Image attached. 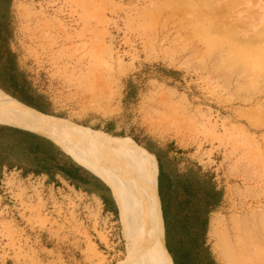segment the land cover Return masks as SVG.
Wrapping results in <instances>:
<instances>
[{
    "label": "rangeland",
    "instance_id": "rangeland-1",
    "mask_svg": "<svg viewBox=\"0 0 264 264\" xmlns=\"http://www.w3.org/2000/svg\"><path fill=\"white\" fill-rule=\"evenodd\" d=\"M12 28L19 65L61 115L47 117L87 129L77 141L62 132L61 145L105 167L122 156L97 147L104 135L169 146L222 190L206 233L217 264L213 216L245 264H264L251 257L264 224V0H12ZM0 180L16 214L0 212V264L125 261L119 214L100 215L97 199L90 209L16 168Z\"/></svg>",
    "mask_w": 264,
    "mask_h": 264
},
{
    "label": "bare ground",
    "instance_id": "bare-ground-1",
    "mask_svg": "<svg viewBox=\"0 0 264 264\" xmlns=\"http://www.w3.org/2000/svg\"><path fill=\"white\" fill-rule=\"evenodd\" d=\"M0 121L33 129L63 142L67 141L62 140L64 139L61 137L62 132L69 130L71 137L77 141L84 137L83 132L87 130L42 115L9 97L1 90ZM104 136L103 140L99 137L103 144L95 145L104 148L102 151L107 150L121 155L122 160L117 167L110 166V162V165L102 166L95 158L89 156L90 154L83 153L84 149L76 144L74 148L70 145L71 143H67L65 146L79 164L101 178L111 189L118 207V214L122 223L121 230L125 241V261L120 264H161L165 248L161 212L152 179L151 156L146 149L134 142L123 143L119 140H104ZM97 150L99 149L97 148ZM111 159L113 158L111 157ZM229 222L232 224V228L236 230V223L238 224L236 218L232 217ZM224 223L223 219L218 216H213L210 219L208 235L214 239L213 248L219 252L226 264H245L247 251L241 250L237 236V246H233L230 236L223 230ZM258 231L257 237L252 242L254 251L250 252L253 259L257 258L264 261V254L262 253L264 252V224Z\"/></svg>",
    "mask_w": 264,
    "mask_h": 264
},
{
    "label": "trees",
    "instance_id": "trees-1",
    "mask_svg": "<svg viewBox=\"0 0 264 264\" xmlns=\"http://www.w3.org/2000/svg\"><path fill=\"white\" fill-rule=\"evenodd\" d=\"M11 65L6 66L5 79L16 92L9 94L44 112L47 102L43 95H33L23 77L24 73L27 76L26 72H14ZM11 125L13 124L0 122V130L17 132L18 138L24 142L36 135L29 131L30 129ZM106 132H109V127ZM153 143L149 140L141 146L151 154L153 160V176L162 217L163 245L167 252V262L217 264L206 244L205 233L208 228V213L219 201L222 190L215 189L212 175L203 171L195 162L188 161L178 166L177 157L169 155V146L160 145L154 149Z\"/></svg>",
    "mask_w": 264,
    "mask_h": 264
},
{
    "label": "crops",
    "instance_id": "crops-1",
    "mask_svg": "<svg viewBox=\"0 0 264 264\" xmlns=\"http://www.w3.org/2000/svg\"><path fill=\"white\" fill-rule=\"evenodd\" d=\"M12 38V0H0V90L9 97L15 99L26 107L41 113L42 115L61 118V115L56 112L50 98L37 90L25 73L23 74V77L32 89V94L43 95L44 100L47 102V104L44 105L45 111L41 112L36 110L9 94L13 92L15 93L16 90L13 86L6 82V66L12 64L11 66L14 68V72H26L19 65L17 55L12 49ZM11 126H15V124ZM108 126V123H105L101 129L106 132V128ZM15 127H18V125ZM19 128L22 127L19 126ZM23 129H25V127H23ZM26 130H29V128ZM29 131L35 133L36 135L32 136V139L27 142H24L18 138L19 136L17 132L0 130V171L3 169L16 168L24 175L37 176V178H39L47 187H56L65 191L80 193L87 198H95L101 203L103 211L108 212L112 216L118 215V207L112 195L111 189L101 178L79 164L74 157L70 155L71 153L68 152L66 148L56 139L35 130L33 131V129H30ZM56 142L61 145L67 154ZM153 144L152 148L154 149L157 146H160L156 142ZM212 180L214 181L213 178ZM215 189H221L216 182ZM222 198L223 193H221V197L213 209L221 203Z\"/></svg>",
    "mask_w": 264,
    "mask_h": 264
},
{
    "label": "built area",
    "instance_id": "built-area-1",
    "mask_svg": "<svg viewBox=\"0 0 264 264\" xmlns=\"http://www.w3.org/2000/svg\"><path fill=\"white\" fill-rule=\"evenodd\" d=\"M34 180H40L39 178H37V176H33ZM41 181V180H40ZM42 183V181H41ZM43 184V183H42ZM68 195L70 196V198H72V196L76 197V199H78V197L81 198H85L83 201L85 204V206H87L90 209H93L94 207V198H87L84 195L80 194V193H76L73 191H68ZM2 204V205H1ZM15 202L14 199H12L11 195L8 194V190H5V185L3 183V181L0 180V212L4 213L5 215L9 214L10 216H14L15 214ZM99 214L101 215L103 213V215L105 217H109L110 214L106 211H103L102 209V205L99 202Z\"/></svg>",
    "mask_w": 264,
    "mask_h": 264
}]
</instances>
